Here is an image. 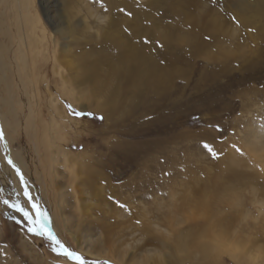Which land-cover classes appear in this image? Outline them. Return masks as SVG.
<instances>
[{"label":"rangeland","instance_id":"rangeland-1","mask_svg":"<svg viewBox=\"0 0 264 264\" xmlns=\"http://www.w3.org/2000/svg\"><path fill=\"white\" fill-rule=\"evenodd\" d=\"M0 17V264H76L29 227L101 264H264V0H0ZM130 46L157 70L121 63ZM8 157L35 223L3 203L23 191Z\"/></svg>","mask_w":264,"mask_h":264},{"label":"snow or ice","instance_id":"snow-or-ice-1","mask_svg":"<svg viewBox=\"0 0 264 264\" xmlns=\"http://www.w3.org/2000/svg\"><path fill=\"white\" fill-rule=\"evenodd\" d=\"M69 108L71 110V105H69ZM75 115L79 116V115H81V113L75 112ZM100 118L103 119V117H100ZM0 139H3V131L2 130H0ZM5 147L7 148V144H5ZM213 155L215 156L216 154L213 153ZM7 163H8V165H10L15 170V172L19 176V181H20V184L23 186V191L21 193L19 191L14 190L13 195H15L17 197L15 202H11L9 199H4L3 203L8 208H14V209H16L17 212L22 213L23 218L27 219L29 221V223H35V221L31 217L29 211L21 205V202L19 199V197L21 195H23V197H25L27 199V201L29 203H31L33 208H37V205L33 202L34 198L29 191L28 183H27L24 175L22 174L20 168L13 162L11 157H8ZM121 206L123 207V205H121ZM28 231L29 232H35V234L41 235V236L46 235L48 240H50L54 245L53 251H56L58 255H62L64 257L68 258L69 260L75 261L76 264H101L100 261H88V260H86L81 253H79L78 251L71 250L69 247L65 246L57 238V236L51 231H36L32 227H29Z\"/></svg>","mask_w":264,"mask_h":264},{"label":"bare ground","instance_id":"bare-ground-1","mask_svg":"<svg viewBox=\"0 0 264 264\" xmlns=\"http://www.w3.org/2000/svg\"><path fill=\"white\" fill-rule=\"evenodd\" d=\"M45 1V0H44ZM3 6V5H2ZM128 8L130 9L129 11L131 12V14L132 15H134V17H141V14H140V12L138 13V8L137 7H135V6H128ZM8 9H11V12L8 10ZM6 10H8L9 11V13L11 14V16L13 15L14 17H16L17 16V18L19 19V21H22V15H21V7H12V8H6ZM48 12V8H46V13ZM2 15V14H1ZM12 16V17H13ZM94 15L92 14L91 15V17H93ZM3 17V16H2ZM4 18V17H3ZM86 18V17H85ZM0 19H1V17H0ZM6 19H7V17H6ZM14 22H15V20H13ZM12 21V22H13ZM101 22V21H100ZM3 23H6V21L5 22H3ZM3 23H0L1 24V27H3L2 25H4ZM9 23V22H8ZM18 23V22H17ZM16 23V24H17ZM20 23V22H19ZM15 24V25H16ZM84 24H85V28L86 29H90L89 27H88V24H86V22H84ZM9 25V24H8ZM7 26V25H6ZM21 26V25H20ZM5 28V27H4ZM7 28V27H6ZM5 28V29H6ZM14 28H15V26H14ZM19 28V27H18ZM2 28H0V30H1ZM5 29H3V30H5ZM20 29V28H19ZM19 29H17V30H19ZM3 30H1V31H3ZM22 30H23V28H22ZM8 31H9V28H8ZM13 31V30H12ZM21 31V30H20ZM63 29H58V31L56 32V33H59V34H61V33H63ZM111 31V30H110ZM7 33H9V32H4V34H5V36H6V34ZM104 33H106V35L105 34H103L105 37H107V38H109V36H110V34H111V32L109 33V32H104ZM9 34H11V32L9 33ZM19 35V34H18ZM20 35H22L21 37H20ZM19 35V37L21 38V40H22V43L24 44V41H25V36H24V33L23 34H20ZM4 37V36H3ZM9 37H11V35L9 36ZM8 37V38H9ZM29 37V36H28ZM12 38V37H11ZM34 38V37H33ZM5 39V38H4ZM18 41H20V40H18ZM9 42V41H8ZM11 42H13V41H11ZM17 42V41H16ZM21 42V41H20ZM19 42V43H20ZM10 43V42H9ZM18 43V44H19ZM1 44V43H0ZM10 45H11V43H10ZM9 45V46H10ZM17 45V44H16ZM22 45V44H21ZM25 45H26V43H25ZM4 46V45H3ZM2 46V47H3ZM6 46V45H5ZM11 47H12V45H11ZM10 47V48H11ZM22 47V46H21ZM4 48V47H3ZM6 48H7V46H6ZM6 48H4V49H6ZM10 48H8V49H10ZM20 48V47H19ZM129 48V50L127 51V52H125V53H123L122 54V57H121V59H120V62L121 63H123L124 62V60L125 59H128V60H131V61H133L134 63H136V67H138L139 69H142V68H146V69H148L149 68V73H151V71H153V72H155L157 69H156V65H154L153 63H150L148 60H147V57H146V55H145V53H144V51H142L141 49H139V48H137V47H134V46H130V47H128ZM3 49V50H4ZM21 49V48H20ZM2 50V51H3ZM11 51H12V48H11ZM19 51H21V50H19ZM5 52H7V51H5ZM4 52V53H5ZM11 53V52H10ZM23 53V52H22ZM6 54V53H5ZM13 54V53H12ZM8 55V54H7ZM11 55V54H10ZM25 57V56H24ZM24 57H23V59H24ZM27 58V57H26ZM20 59H21V57H20ZM22 59V60H23ZM12 60V59H11ZM2 60L0 59V62H1ZM4 62H6V61H4ZM152 62V61H151ZM3 63V62H2ZM6 63H8V62H6ZM25 65V64H24ZM2 66V65H1ZM6 66H8L7 64H6ZM12 66V65H11ZM3 67H4V65H3ZM160 68V67H159ZM2 69V68H1ZM8 69V68H7ZM7 69H6V71H7ZM14 69V68H13ZM3 70V69H2ZM9 70H12V68L11 69H9ZM6 71H2L3 73L5 72L6 73ZM9 72V71H8ZM16 72H19V71H17L16 70ZM147 72V71H146ZM10 73H11V71H10ZM28 73V72H27ZM19 74V73H18ZM155 74V73H154ZM11 76H12V74H11ZM28 76V75H27ZM13 77H14V75H13ZM3 81V80H2ZM2 81H0V82H2ZM5 83H7V82H5ZM4 83V84H5ZM10 84V83H9ZM21 84V83H20ZM17 85H18V82H17ZM6 86V85H5ZM9 86V85H8ZM10 87H11V84H10ZM6 88H8V87H6ZM1 89H2V87H1ZM9 90V89H8ZM7 90V91H8ZM10 92V91H9ZM1 96V95H0ZM4 101V100H3ZM2 101V102H3ZM3 105H5V107L7 108V109H9V104H8V101L6 100V101H4L3 102ZM0 125H1V127H2V129H3V133H4V135H5V137L6 138H8V135H9V133H7V123H6V121H5V118H4V115L3 114H0ZM225 188V187H224ZM225 191H232V189H230V188H227L226 187V189H225ZM36 200V199H35ZM34 202V201H33ZM28 205V204H27ZM55 230V229H54ZM89 258H91V257H89ZM91 259H93V260H98V261H101V260H106V259H95V258H91Z\"/></svg>","mask_w":264,"mask_h":264}]
</instances>
